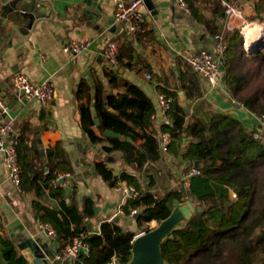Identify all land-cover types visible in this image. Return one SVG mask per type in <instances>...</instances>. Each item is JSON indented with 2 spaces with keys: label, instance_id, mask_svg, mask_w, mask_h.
Segmentation results:
<instances>
[{
  "label": "crops",
  "instance_id": "obj_1",
  "mask_svg": "<svg viewBox=\"0 0 264 264\" xmlns=\"http://www.w3.org/2000/svg\"><path fill=\"white\" fill-rule=\"evenodd\" d=\"M42 1L47 5L48 16L36 20L28 34L23 35L7 19L0 17V96L10 104V112L17 121L16 133L30 141H38L43 151L40 157L43 162L72 163L74 172L67 174L68 177H74L76 185L66 197L75 202L81 212L85 209L86 198L94 202V213L85 220L87 232L99 234L101 225L106 221H115L124 230L136 231V214L123 215L121 212L129 198L117 189L119 184L111 187L97 173L92 175L81 159L96 165V162L106 158L115 174L118 175L124 168L129 169L142 177L145 187L150 183L146 174L154 176L155 182L151 189L162 196L167 189L183 186L181 174L191 166L182 156L175 157L169 155L168 150L165 152L161 149L162 159L140 173L132 164L127 163L120 151L103 153L102 145L93 143L83 130L80 105H90L93 119L99 118L93 100L97 88H102L104 94L123 90L111 86L107 73L114 71L118 73L119 80L124 78L135 82L154 101L156 111L152 117V129L159 137L165 133L161 131L162 124L172 121L160 110V85L174 89L180 81L179 73L189 67L182 55L196 53L201 49L213 50L217 44V33L240 30L246 20L250 22L254 5L251 0H216L219 4L213 7L211 3L197 0L195 7L214 20L210 29L196 20L191 12H185L176 0H153L157 5V15H152L144 4V28L130 40L132 34L128 33V25L114 20L115 7L111 0ZM225 2L242 7V16L229 19L226 9L222 16L218 8H226ZM212 29H216V33ZM71 41H85L89 46L82 54L73 56L64 49ZM111 41L117 42L120 47L121 62L118 66L110 65L105 58V48ZM17 74L27 75L36 84L50 80L55 86L54 98L43 105L21 94L14 83ZM148 74L152 76L151 79L147 78ZM197 77L202 82L203 91L199 99L186 98L182 90L180 92L183 95L179 92L188 119L211 120L220 113L239 118L251 134L258 125V115L230 96L221 77L216 88H212L199 74ZM81 85H84V89L79 94ZM89 126L96 130V135L105 136L98 129L95 119L94 125ZM189 141L190 137L184 139L183 151L188 149ZM134 158H137V154ZM173 176L180 179L182 186ZM28 185L31 186L29 191L26 188L19 189L14 184L0 151V264H8L2 256V239L12 241L25 262L32 264L33 247L26 234L40 243L43 253L57 256L63 251L58 237L48 236L40 228L41 221L33 214L34 206L54 221L66 237L74 229V223L63 210L60 201L52 197L50 189L41 180L33 179ZM179 208L181 210L182 207ZM188 220L183 213L178 227H182Z\"/></svg>",
  "mask_w": 264,
  "mask_h": 264
},
{
  "label": "trees",
  "instance_id": "obj_2",
  "mask_svg": "<svg viewBox=\"0 0 264 264\" xmlns=\"http://www.w3.org/2000/svg\"><path fill=\"white\" fill-rule=\"evenodd\" d=\"M187 1L191 4L192 16L211 29L214 20L195 7L197 0ZM201 2L211 3L213 7L219 4L216 0ZM251 2L254 13L249 19L264 22V0ZM225 9L221 6L218 8L222 16ZM211 31L216 33V29ZM224 33L228 47L223 58L225 69L219 78H222L228 93L236 101L255 115L264 113V50H256L252 54L243 51L235 56L241 31L236 29ZM255 41L258 47L252 48ZM252 44L248 46L249 50L264 48V40L255 39ZM107 75L111 86L123 90L104 94L102 88H97L93 99L96 116L101 121L103 131L111 130L120 134L121 138L96 135V130L89 126L94 125L91 107L85 103L79 107L83 130L93 143L102 145L103 153L120 151L127 163L143 173L147 166L150 167L163 157L161 139L152 129L155 103L135 82L124 78L119 80L118 73L114 71ZM179 79L174 89L167 85L159 87L162 93L176 98L172 109L166 114L172 121L164 122L161 131L172 138L168 146L169 155L182 156L189 166L199 163L201 175L192 180L190 190L184 186L167 189L162 196L151 189L155 182L154 176L146 174L150 183L145 187L142 177L129 169L124 168L117 175L106 158L96 162L97 174L111 187H116L124 180L136 187L138 197L129 198L121 208L123 215H132L133 210L137 211L136 215L133 214L136 231L124 230L115 221H106L101 225L99 234L87 232L85 220L94 213L92 199L86 198L85 209L81 212L79 206L66 197L67 186L74 188L76 185L74 177H65L64 184L54 183L59 174L74 172L72 163H45L40 158L43 151L36 139L30 141L24 136L17 138L18 159L24 170L21 189L29 191L31 186L28 184L33 179L41 180L50 189L52 197L60 201L63 210L74 223V229L68 237L61 234L58 225L36 206L33 207L34 216L41 223H50L55 228L63 250L78 237L90 245L88 254L81 252L74 264H107L114 257L122 264H127L133 256L132 248L137 235L151 230L148 226L152 221L158 226L172 214L176 204L186 202L189 195L193 197L197 209L182 227L175 229L162 243L161 252L166 263L253 264L254 250L247 244V240L264 226V144L254 140L239 118L219 113L211 120L188 119L179 92L182 90L186 98L199 99L203 93L202 82L189 67L179 73ZM83 89L84 85H81L79 94ZM189 137V147L183 151L184 139ZM139 141L142 143L139 144ZM135 154L137 158H134ZM231 192L236 193V199H231ZM260 238L264 240V234ZM229 242L236 246V262H228ZM2 243V256L8 264H27L12 241L2 239Z\"/></svg>",
  "mask_w": 264,
  "mask_h": 264
},
{
  "label": "built area",
  "instance_id": "obj_3",
  "mask_svg": "<svg viewBox=\"0 0 264 264\" xmlns=\"http://www.w3.org/2000/svg\"><path fill=\"white\" fill-rule=\"evenodd\" d=\"M114 4V20L116 23H126L128 25V33L135 35L140 33L144 28L145 13L142 11V6L145 4L144 0H111ZM180 7L187 13L191 12L189 2L186 0H176ZM226 5V15L230 19L235 16H242L243 8L231 3H224ZM249 7L251 8L250 2ZM228 19V20H229ZM255 22L248 21L240 27L241 34L245 36V26L247 24H253ZM217 44L213 50L201 49L196 53H184L183 59L187 61L189 67L196 73L204 78L212 88H216L220 81L221 66L224 63V54L228 47V42L224 32H219L215 36ZM89 46L88 42H76L71 41L65 47V51L70 52L73 56H78L83 53ZM245 47V46H244ZM250 53L248 47H246ZM106 61L112 66H118L120 64V47L117 42L111 41L105 48ZM151 75L148 74L147 78L151 79ZM14 83L16 88L21 92L24 91V95L30 98L40 101L43 105H46L54 98L55 86L50 80H45L41 84H36L27 75L17 74L14 77ZM160 110L163 114L169 112L174 103L175 98L167 96L165 93H160L158 96ZM258 125L252 131L251 135L254 140L264 144V113L257 114ZM0 151L4 155L10 178L14 184L21 189L22 174L24 172L23 167L18 159V136L16 133V118L10 112V104L4 98L0 96ZM161 139V149L163 151L168 150V146L172 140L168 133H161L159 136ZM187 150V149H186ZM201 171L198 166L194 165L182 172L183 186L186 190H190L191 182L194 178L198 177ZM69 174H59L54 183L59 181ZM117 189L123 193L126 198L138 197V191L135 186L130 185L127 181L120 182ZM191 196H187L188 200ZM231 198L236 199V193L231 192ZM136 210L132 211V214H136ZM40 228L44 230L47 235L56 237L55 228L49 224H40ZM90 250L88 242L81 237L75 238L73 243L68 245L66 249L60 252L56 258L62 261H74L80 256L81 252L87 253ZM117 259L112 258L107 264H117Z\"/></svg>",
  "mask_w": 264,
  "mask_h": 264
},
{
  "label": "water",
  "instance_id": "obj_4",
  "mask_svg": "<svg viewBox=\"0 0 264 264\" xmlns=\"http://www.w3.org/2000/svg\"><path fill=\"white\" fill-rule=\"evenodd\" d=\"M146 6L151 10L152 15H157L158 9L156 3L153 0H144ZM47 5L42 0H1L0 1V17L7 19L11 25L20 31L23 35L28 34L33 28V24L36 20L43 19L47 17ZM22 27L26 29L23 30ZM130 40L134 39V35L129 36ZM252 48L257 46L255 41L252 44ZM263 49V48H262ZM259 49H251L250 54L254 53ZM225 69L224 65L221 66V70ZM183 95V92H180ZM24 94V91H21ZM95 123L100 131H103V126L99 118L95 117ZM103 135L112 138H121V135L115 133L111 130H104ZM82 164L89 168L92 175H96V165L90 161L81 159ZM198 162L195 163L198 166ZM65 178L59 181V184L65 183ZM72 188L67 186L66 195H69ZM179 207H182L181 210ZM196 206L193 203V197L191 196L189 200L182 204H176L172 214L164 219L158 226L153 229L138 235L133 244L132 253L133 256L127 264H167L163 258V253L161 252V245L164 240L172 234V232L179 228L177 224L183 219V213L190 219L193 212L196 210ZM201 211V208H198ZM26 234V232H24ZM28 238L31 239V245L33 249L32 252V264H73V261H62L56 258L55 255L48 254V252L43 253L41 251L42 247L40 243L26 234ZM117 264H122L117 262Z\"/></svg>",
  "mask_w": 264,
  "mask_h": 264
},
{
  "label": "rangeland",
  "instance_id": "obj_5",
  "mask_svg": "<svg viewBox=\"0 0 264 264\" xmlns=\"http://www.w3.org/2000/svg\"><path fill=\"white\" fill-rule=\"evenodd\" d=\"M251 21V20H250ZM253 22H257V24L255 25L254 28H256V31H255V34L252 35L253 39L252 40H255V39H258L259 41L260 40H264L263 36L264 35V22H260L259 20H255ZM245 29H246V26H245ZM250 37V38H252ZM249 39V37H247ZM243 39H244V42H243ZM246 35L242 36L241 34V37L239 38L238 40V43L236 45V52H235V56L239 55L240 53H242L243 51H245L247 54H250L248 49L245 46L246 44ZM243 43H244V46H243ZM247 45V44H246ZM248 47V46H247ZM258 47V45H257ZM259 50H264V48H260ZM174 179H177L176 182H179V185H181V181L180 179L176 178L173 176ZM182 186V185H181ZM185 203V202H184ZM157 225V223H151L149 224V228L150 229H153L155 226ZM142 233H145V232H142ZM141 232L138 234H142ZM264 234V226L260 228V231H258V233L249 238L247 240V244L251 247H253V254H252V257H253V264H264V240H262L260 237L261 235ZM137 235V236H138ZM230 245L228 246V262H236L237 261V252L235 251V244H232V242H229Z\"/></svg>",
  "mask_w": 264,
  "mask_h": 264
},
{
  "label": "bare ground",
  "instance_id": "obj_6",
  "mask_svg": "<svg viewBox=\"0 0 264 264\" xmlns=\"http://www.w3.org/2000/svg\"><path fill=\"white\" fill-rule=\"evenodd\" d=\"M256 24H257V22H255L253 24H247L246 25V29H245V35H246V39H247L246 40V44H247L246 46H250L252 44V39H253L252 35L255 34L256 28H254V27ZM262 36L264 38V35H262ZM247 37H249V39ZM250 37H252V38H250ZM180 224H181V222H179L177 224V226H180Z\"/></svg>",
  "mask_w": 264,
  "mask_h": 264
}]
</instances>
